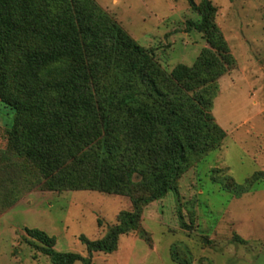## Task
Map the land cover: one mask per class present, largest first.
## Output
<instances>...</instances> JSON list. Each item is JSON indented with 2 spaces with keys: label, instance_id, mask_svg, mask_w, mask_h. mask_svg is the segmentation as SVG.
<instances>
[{
  "label": "trees",
  "instance_id": "obj_1",
  "mask_svg": "<svg viewBox=\"0 0 264 264\" xmlns=\"http://www.w3.org/2000/svg\"><path fill=\"white\" fill-rule=\"evenodd\" d=\"M186 32L204 35L192 68L170 74L94 0H0V102L15 111L8 144L36 168L50 191L132 195V210L97 240L80 236L86 256L54 250L37 229L26 235L51 264H91L136 231L142 208L175 190L199 155L219 145L215 81L233 64L209 0ZM137 180V185H135Z\"/></svg>",
  "mask_w": 264,
  "mask_h": 264
},
{
  "label": "rangeland",
  "instance_id": "obj_2",
  "mask_svg": "<svg viewBox=\"0 0 264 264\" xmlns=\"http://www.w3.org/2000/svg\"><path fill=\"white\" fill-rule=\"evenodd\" d=\"M94 1L168 74L211 50L203 34L185 29L199 21L200 0ZM209 2L233 59L210 108L225 137L189 164L175 190L142 208L137 230L120 236L115 252L94 253L91 264H264V0ZM14 119L0 102V264H51L27 229L54 237L57 252L86 256L80 236L100 239L132 210L131 196L147 192L48 190L8 144Z\"/></svg>",
  "mask_w": 264,
  "mask_h": 264
}]
</instances>
